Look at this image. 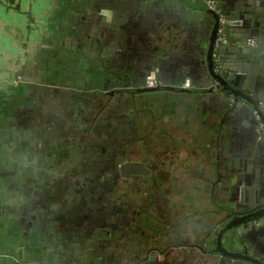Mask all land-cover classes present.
<instances>
[{"label": "flooded vegetation", "instance_id": "1", "mask_svg": "<svg viewBox=\"0 0 264 264\" xmlns=\"http://www.w3.org/2000/svg\"><path fill=\"white\" fill-rule=\"evenodd\" d=\"M198 1L211 15L208 87L193 89L189 79L166 86L157 66L145 73L105 69L106 79L93 70L62 87L65 94L56 95L57 107L50 109V127L38 126L39 116L28 114L40 132L36 127L28 134L33 142L27 150L38 145L52 164L51 178L41 181L52 194L45 203L43 192L29 197L27 231L18 236L24 248L11 247L12 258L32 264L39 247L43 252L46 231L54 242L52 258L61 264H247L241 255L264 264L248 249L264 228V154L237 132L241 118L250 117L252 136L264 142V40L252 30L264 24L258 14L264 0ZM253 12L262 24L251 25ZM233 30L239 34L236 45ZM162 31L158 41L171 46L174 35ZM233 69L237 86L223 77ZM111 81L118 86L88 88ZM73 90L88 94L79 97ZM251 100L258 101L256 108Z\"/></svg>", "mask_w": 264, "mask_h": 264}, {"label": "crops", "instance_id": "2", "mask_svg": "<svg viewBox=\"0 0 264 264\" xmlns=\"http://www.w3.org/2000/svg\"><path fill=\"white\" fill-rule=\"evenodd\" d=\"M210 25L211 15L198 0H20L16 8L0 4V249L24 248L18 236L27 231L29 197L38 199L36 189L35 195L29 194L27 169L9 157L12 148L28 152L26 114L14 108L26 104L27 86L18 84L26 73L57 64L66 67L70 77L94 70L106 79L110 74L105 69L145 73L157 66L166 86L189 79L193 89L205 88L211 83L205 58ZM160 30L172 32L171 46L158 41ZM236 32L232 31L234 45L239 41ZM104 85L118 86L114 81ZM209 98L215 104L221 101L214 95ZM248 118L238 123V137L258 143L260 149L253 147L264 154V142L255 141ZM248 249L250 255L259 253L264 263V228L257 242L254 237L249 240ZM0 264L22 262L0 254Z\"/></svg>", "mask_w": 264, "mask_h": 264}, {"label": "rangeland", "instance_id": "3", "mask_svg": "<svg viewBox=\"0 0 264 264\" xmlns=\"http://www.w3.org/2000/svg\"><path fill=\"white\" fill-rule=\"evenodd\" d=\"M33 57L34 56L32 55V57L30 58H33ZM52 58H55V57H51V59ZM63 69L64 71L59 72V70H63ZM52 70L54 72H43V71L28 72L25 75L26 76L24 79L25 84H21L22 86L26 85L27 90L32 91V94H30L31 100L26 98V104H24V106L15 105L14 108H17V107L22 108V111H23L22 114L24 115V112L26 114L27 126L28 127L34 126L35 129L33 131L28 130L29 133L36 132L37 131L36 127L39 129V132H40V127L38 126L50 127L49 124L53 123L52 122L53 113H50V109L52 107L53 108L57 107V103H58V101L55 100L56 95L61 97L60 93H62V95L65 94V91H63V88H62L64 85L74 86V84L68 82L69 80L76 83L75 77H70L69 71L66 69V67L55 64L52 66ZM92 86L95 88H98V87L102 88L103 84H100V85L96 84L95 86L94 84H92ZM40 91L42 93L43 92L53 93L55 96L53 97V100H50L51 98L49 99V97L46 98V100H39L38 99L39 97L37 96V92L39 93ZM74 93L77 94L79 97H84V98L88 94L86 93V91H80V90H74ZM28 114L39 116L38 118L39 125L37 123L38 126L35 125V122L28 116ZM27 142H33V140L31 141V139L27 137ZM34 142H37V141H34ZM37 146L38 145H35V146L30 145L27 153L19 152L17 148L16 149L12 148L11 150H9V157L10 159H12L14 163L18 165L21 164L23 168L27 169L28 177H29V184H28L29 187L31 186L32 188H35L38 191L39 198L42 196L41 192H43L44 200L42 199V203H45L46 201H48V196L49 194H52V191H50L49 186H43V190H42V187L40 184V178H42L43 180L51 178V175H48V174L49 172L52 171V164L46 161V158H44L42 151L38 152L41 148L38 149ZM35 152H38V153H35ZM19 154H21V156H19ZM34 192L35 190L29 194L35 195L37 193V192L36 193ZM50 221L51 219H48L46 223L52 225ZM52 227H54V225ZM28 234L29 233H27V235ZM49 235L50 234H48V232L45 231L44 233L45 237L43 236V239H44L43 252L41 250V247H39L37 255L34 254L33 259H31L33 260L32 264H61V263H56L54 259L52 258V254L49 249L53 247L52 246L53 239L48 238L47 236ZM1 250H4V251H1ZM0 254H3L4 256L12 258L13 250L12 249H0ZM29 256H30V253H29ZM26 264H29V262Z\"/></svg>", "mask_w": 264, "mask_h": 264}, {"label": "water", "instance_id": "4", "mask_svg": "<svg viewBox=\"0 0 264 264\" xmlns=\"http://www.w3.org/2000/svg\"><path fill=\"white\" fill-rule=\"evenodd\" d=\"M257 2V1H256ZM255 12H253V13H250V16L248 17V18H250L251 19V25H253L255 22H260L261 21V24H262V22H263V18L262 17H260V16H252L253 14H254ZM264 12L263 11H261V12H259L258 14H262V15H264L263 14ZM254 29H252V30H255V31H257V33L258 34H260L261 36H262V39L264 40V24H262V25H259L258 27H253ZM212 43H213V38H212V41L210 42V47H209V54H210V52H211V48H212ZM208 59H209V57H208ZM209 66H210V68L212 69V63L211 62H209ZM227 72L228 71H226L224 74H223V77H225V78H227V80H229V81H231L232 82V85L233 86H237L238 85V83L236 82V80H235V77L237 76V70H235V69H233V70H229V74H227ZM231 72H233L234 74L236 73V75H232L231 74ZM217 77V76H216ZM175 90H179L178 88H175ZM262 92V94H264V90L263 91H261ZM257 100H255V103L251 100L250 102H249V104L251 105V107H254V108H256V105H257ZM252 103V104H251ZM250 106H249V108H251ZM249 108H245V110L246 111H248L249 110ZM225 251L226 252H229L227 249H225ZM234 254V253H233ZM233 254H231V256L233 257L234 255ZM238 258H240V259H243L244 261H247V264H249L248 262H250V263H253V264H257L259 261H257V259H254V258H252V257H244V256H238ZM260 263V262H259ZM242 264H245V263H242ZM261 264V263H260Z\"/></svg>", "mask_w": 264, "mask_h": 264}, {"label": "built area", "instance_id": "5", "mask_svg": "<svg viewBox=\"0 0 264 264\" xmlns=\"http://www.w3.org/2000/svg\"><path fill=\"white\" fill-rule=\"evenodd\" d=\"M19 1H20V0H14L13 3L10 4V3H8L7 0H0V4H3V5H5V6L9 7V8H13L15 5H17V4L19 3ZM208 3H209V5H212L211 1H209ZM146 82H147L148 84H150V85L153 84L154 79H153L152 74H149V75L146 77ZM259 129H260L261 134L264 136V124H263V123H261V124L259 125Z\"/></svg>", "mask_w": 264, "mask_h": 264}, {"label": "trees", "instance_id": "6", "mask_svg": "<svg viewBox=\"0 0 264 264\" xmlns=\"http://www.w3.org/2000/svg\"><path fill=\"white\" fill-rule=\"evenodd\" d=\"M8 3L12 4L14 0H7ZM15 8L18 7V4L14 6Z\"/></svg>", "mask_w": 264, "mask_h": 264}]
</instances>
